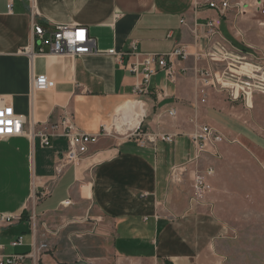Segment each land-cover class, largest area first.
<instances>
[{
  "label": "crops",
  "instance_id": "crops-1",
  "mask_svg": "<svg viewBox=\"0 0 264 264\" xmlns=\"http://www.w3.org/2000/svg\"><path fill=\"white\" fill-rule=\"evenodd\" d=\"M217 17L208 8H193L192 0H0V105L30 117L36 134L68 116L82 133L100 135L79 165L60 174L67 138H53L50 147H42L38 134L0 141V215L21 217L0 229V260L229 264L226 224L208 197L202 203L193 200L196 172L212 166L207 167L205 157L195 160L198 152L189 136L195 116L204 124L228 122L222 117L225 105L215 96L219 91L210 88L201 103L194 71L226 66L212 62L211 53L231 60L237 54L227 17L220 30L228 44L223 42L224 51L205 38V25ZM33 20L48 33L58 26L85 27L102 52L130 51L136 43L141 53L164 54L184 45L204 59L181 63L188 72L176 83L160 72L149 93L137 97L136 79L110 55L30 56ZM195 24L199 38L192 33ZM42 75L55 88L32 92L31 80ZM131 104L144 108L142 135H171L174 141L159 139L141 147V136H134L130 126L125 134L118 131L114 122L123 117V109H139ZM105 127L109 133H103ZM20 236L23 245L13 246ZM43 243L49 250L39 252Z\"/></svg>",
  "mask_w": 264,
  "mask_h": 264
},
{
  "label": "built area",
  "instance_id": "built-area-1",
  "mask_svg": "<svg viewBox=\"0 0 264 264\" xmlns=\"http://www.w3.org/2000/svg\"><path fill=\"white\" fill-rule=\"evenodd\" d=\"M234 6L231 0H192V7L196 10L208 8L218 14L216 19L209 21L205 25V38L211 42L213 41V44L222 51L225 50L223 42L224 44L227 43L221 40L220 30L223 19L235 8ZM237 6H240L238 7L240 9H254L264 18V0H247V3ZM8 7L9 10H12L13 3L10 2ZM242 13L245 14L244 12ZM183 23H185L184 20ZM198 27L199 25L195 24L192 30V33L197 38H199ZM31 38L33 49L32 52H29L30 56L37 54L47 56L52 54L71 57H85L88 55H110L114 57L119 65L129 71L136 79L133 93L137 97L149 93L153 78L160 72L165 73L168 82L176 83L181 74L188 72V69L180 66L181 63L187 62L191 57H194L196 61L204 59L202 53L191 55L188 52V48L184 45H178L173 51L164 54L141 53L136 43L132 44L130 51L124 52L111 49L107 52H102L97 49L95 39L89 35L88 29L85 27L58 26L55 31L48 33L47 29L36 23L35 20L31 23ZM218 38H220V41L217 40ZM38 41L40 42V47L36 50V43ZM224 55H220L219 53L208 55L214 63H226L223 69H216L213 66L194 69L199 93L202 97L201 103L203 104L206 103V97H208V90L210 88H214L222 93L226 92L232 101H239L242 98L247 101L253 93V88H257V86L252 84L254 79L248 73H244L243 68H240L239 71L234 70L233 68H236L237 62L229 59L228 55H225V57ZM126 57L129 58L127 63H125ZM261 83L264 85L263 82ZM239 84L242 87L239 88ZM55 85L56 83L46 75L34 77L31 80V88L34 93L51 91L55 88ZM169 114L172 117L176 116L175 111H170ZM142 121L133 131L134 136H141V147H146L149 143H155L159 139L169 143L174 141V136L171 135L146 133L142 135ZM190 123L193 129L189 133V136L198 152L195 158L196 161L200 160L204 154L210 151L216 152L218 146L227 142V138L220 131L208 124L200 123L197 116L193 117ZM34 125L30 117L19 115L14 107L0 105V140L24 135L34 137L38 134L41 138L42 147H50L52 139L55 137L60 136L68 139L69 149L60 160L57 168L59 174L66 167L79 165L88 154L90 146L96 143L100 137V135L82 133L73 125L72 120L68 116L58 123L47 124L45 129L37 134ZM103 133H109L106 127ZM216 154L215 156H217ZM214 174L215 170L212 167L206 171L196 172L193 181V200L196 203L204 202L213 191L209 183V177H212ZM20 219V216L0 215V229L12 225ZM12 245H23V236L13 241ZM47 250H49L47 243H43L38 247L39 252ZM23 260L24 257L22 256H8L1 259L0 264H23Z\"/></svg>",
  "mask_w": 264,
  "mask_h": 264
},
{
  "label": "rangeland",
  "instance_id": "rangeland-1",
  "mask_svg": "<svg viewBox=\"0 0 264 264\" xmlns=\"http://www.w3.org/2000/svg\"><path fill=\"white\" fill-rule=\"evenodd\" d=\"M243 3L247 1L233 3L235 8L225 21L239 51L233 69L243 68L257 88L247 101H232L226 92L215 93L225 105L222 117L228 122L206 123L227 142L202 158L215 170L209 177L213 192L207 200L228 228L225 253L229 264H264V18L254 9L236 7Z\"/></svg>",
  "mask_w": 264,
  "mask_h": 264
},
{
  "label": "bare ground",
  "instance_id": "bare-ground-1",
  "mask_svg": "<svg viewBox=\"0 0 264 264\" xmlns=\"http://www.w3.org/2000/svg\"><path fill=\"white\" fill-rule=\"evenodd\" d=\"M128 106H136L139 109L138 110L136 108L127 109L125 110V112L123 109L122 111L123 117L116 122V126H117L118 131L124 134L127 132V127L125 126H130L129 129L131 130L136 129L140 125L143 119V115H144V108L142 106H139L136 104H131ZM125 107H122V108H125Z\"/></svg>",
  "mask_w": 264,
  "mask_h": 264
}]
</instances>
